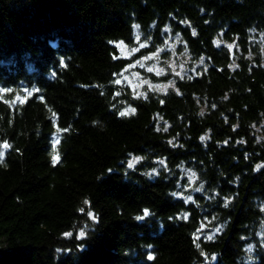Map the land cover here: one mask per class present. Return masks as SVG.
Returning <instances> with one entry per match:
<instances>
[{
	"label": "trees",
	"instance_id": "trees-1",
	"mask_svg": "<svg viewBox=\"0 0 264 264\" xmlns=\"http://www.w3.org/2000/svg\"><path fill=\"white\" fill-rule=\"evenodd\" d=\"M167 30L204 68L136 96ZM263 224L264 0H0V264H264Z\"/></svg>",
	"mask_w": 264,
	"mask_h": 264
},
{
	"label": "rangeland",
	"instance_id": "rangeland-1",
	"mask_svg": "<svg viewBox=\"0 0 264 264\" xmlns=\"http://www.w3.org/2000/svg\"><path fill=\"white\" fill-rule=\"evenodd\" d=\"M146 38L136 33L133 46H128L123 42L117 44L121 56L130 60L118 82L128 84L136 96L144 97L152 91L166 92L175 87L176 78L196 74L199 68H204V59L193 61L179 34H173L167 30L162 38L155 43L156 48L150 44L151 39L146 40ZM150 49L152 50L150 51ZM151 74L162 79L166 77V81L153 82ZM137 161V158L132 159L130 165L134 166ZM191 182L193 185L194 179H191ZM204 229L203 225L200 236L206 234ZM218 231V229L212 231L208 238H213ZM82 232H80L81 235ZM259 237L262 241L264 240V224L259 232ZM249 249L252 251V246ZM211 259L214 261V257ZM210 260L206 259V262ZM246 262H248V258Z\"/></svg>",
	"mask_w": 264,
	"mask_h": 264
},
{
	"label": "snow or ice",
	"instance_id": "snow-or-ice-1",
	"mask_svg": "<svg viewBox=\"0 0 264 264\" xmlns=\"http://www.w3.org/2000/svg\"><path fill=\"white\" fill-rule=\"evenodd\" d=\"M131 111L134 113V112H135V109H131ZM127 114H128V112H121V113H120L121 116H124V115H127ZM200 139H201V140H204L205 137L201 136ZM57 143H59V141H57ZM5 147H7V145H5ZM58 159H59L58 156L53 157V161H54V162H55L56 160H58ZM130 167H131V165H130ZM259 168H260V166H257V168H256L255 170L258 171ZM224 206H225V207L228 206L227 202H225ZM147 215H149L148 210H145V211H144V216H147ZM142 218H143V217H139V216L137 217L138 220H140V219H142ZM209 239H212V238L209 237Z\"/></svg>",
	"mask_w": 264,
	"mask_h": 264
}]
</instances>
